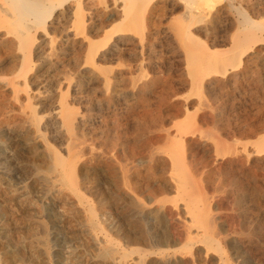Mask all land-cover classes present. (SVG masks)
Masks as SVG:
<instances>
[{
  "label": "rangeland",
  "instance_id": "374dc122",
  "mask_svg": "<svg viewBox=\"0 0 264 264\" xmlns=\"http://www.w3.org/2000/svg\"><path fill=\"white\" fill-rule=\"evenodd\" d=\"M90 1H92L89 3L91 8L95 9V0ZM261 2L264 0H235L236 5L241 4L243 7H247L249 3ZM70 3L68 5H71ZM204 3L203 0H198L199 6H197L206 8ZM106 6L105 12L108 16L113 10L111 0H106ZM61 11L63 7L58 10ZM171 11L168 7L165 11L159 12V15L155 11L150 19V27L146 30V37L140 43L134 41L120 53L110 54L107 58L97 60L98 64L95 67L84 64V45L78 47L73 56L69 53L57 54L58 47L62 43V32L58 31L61 26H69L70 18H60L58 21L53 19L54 23L49 20V36L43 31L36 33V44H38L27 73L32 107L35 108L44 125V128L40 129L43 135L40 139L35 138L33 133L26 132L27 124H20L23 112L28 109L20 107V103L2 82L1 75H5L3 73L6 72L5 68L16 67L15 61L19 53L0 48V264L119 262L124 241L121 236L123 227L121 202L117 195L122 191L123 165L127 163L128 167H132L131 171L139 168L141 170L139 179L155 184L163 176L161 171H166L170 165L165 153L157 154L158 148L166 147L179 152L177 138L174 136L175 124L186 121L191 123L189 130L193 133L188 132L183 135L192 144V150L189 153L185 152V161L190 160L191 164L195 163V167L200 169L218 168L220 157L215 152L219 148L218 139L228 138L226 142L233 145L239 144L235 142L249 141L253 149L255 141L263 135L264 71L260 68V63L264 51L248 62L249 74L254 71L253 76H248L250 81L224 86L215 84L208 94L201 95L202 99L196 98L197 95L190 92L189 75L184 62L177 54V49L175 50V43L168 38L169 28L178 14ZM235 13L233 9H227L221 14L215 27V30L227 41L229 35L236 30L237 14ZM261 15L264 17V12ZM211 16L210 14L204 18V25L208 24ZM254 18L261 19L257 16ZM93 19L96 21L97 17L94 16ZM99 37L101 35L96 39H100ZM199 37L209 43L204 33ZM78 40L80 41L81 37ZM51 45L54 48L50 57L52 63L44 65L42 59L49 56L47 54L51 51ZM74 61L80 65L74 66ZM256 78H262L259 84L253 82ZM144 81H149V86L142 93H138L135 85H140ZM60 95L65 96L66 103L74 110L77 118L81 119L79 126H82H77L75 129L73 147L76 153L75 174L78 182L76 187L78 192L83 193L80 195L73 193L69 186H64L55 180L53 173L47 170L49 163L45 161L49 151H56L67 157L66 144L70 140L69 135L65 131L56 133L54 127L45 124L53 106L58 105ZM183 114H186L184 116L186 118ZM188 115L190 118L187 117ZM138 127L147 129L142 131V134H138ZM9 129L16 130L19 135L23 132L27 133L26 138L22 136L18 138L19 146L16 150L12 144L13 140H10ZM228 129H230L229 133ZM160 130L162 133L159 132ZM124 137L135 147L131 159L126 156ZM108 139L114 144L113 147L112 143L109 145ZM110 147L113 148L114 156V161L111 159L112 164L109 161L112 151ZM256 157L255 154L251 156V161ZM155 158L157 160H154ZM35 162L39 163L38 167ZM249 168L256 170L254 179L264 192V166L257 168L251 162ZM238 169L243 167L238 166ZM229 181L230 177L227 174L209 180L206 178L198 180L202 188L210 189L208 194L212 196L209 199L210 213L217 218L223 217L218 223L227 230L229 241L224 257L226 258L230 252L234 256L230 264H264L261 261L255 262L249 251V246L254 243L264 254V233L255 230L258 220L264 215V194L261 203H258L254 211L247 212L237 202L238 195L235 194L237 190L234 185L230 184L226 187ZM223 185L224 188H219ZM111 194L114 203L109 202ZM90 210L96 214L97 219L99 218V226L96 229L89 227L87 222ZM115 214L118 218L114 216ZM148 220L145 218V221ZM145 227L147 229L146 225ZM109 241L118 247V251L104 257V250L109 246ZM190 262V264H217L218 261L215 256H205L203 253L200 257L196 254L191 255Z\"/></svg>",
  "mask_w": 264,
  "mask_h": 264
},
{
  "label": "bare ground",
  "instance_id": "6f19581e",
  "mask_svg": "<svg viewBox=\"0 0 264 264\" xmlns=\"http://www.w3.org/2000/svg\"><path fill=\"white\" fill-rule=\"evenodd\" d=\"M203 1L206 8L198 7V0H111L113 10L107 16L105 12L107 8L106 0H95V9L91 8L89 3H92V1L90 0H0V48L19 53V57L15 61L16 67H10L9 69L4 67L6 72H3L5 75H1V77H3V85L11 91L16 101L20 103V107L28 109V111L23 112L24 115L20 124H27L26 132L33 133L35 138H43L40 129L44 125L35 108L32 107V96L28 90L27 73L32 63V55L38 44H36V33L43 31L48 35V22L50 20L51 23H54L53 19H57L58 21L60 18H70V21H68L69 26H61V29L58 31L59 33L62 32V43L58 47L57 54L64 55L69 53L73 56L76 54L78 47L84 45L85 54L83 62L85 65L91 64L95 67L98 64L97 60L104 57L107 58L110 54L120 53L121 50L134 41L140 43L146 37V30L150 27L152 14L156 11L159 15V12L165 11L168 7L172 10L171 12L178 13L167 33L168 38L173 40L175 50L177 49V54L184 62L187 75H189V89L191 88L190 92L192 91L198 96L194 95L196 98H201V95L208 94L211 87L215 84L224 86L250 81L249 77L253 76L254 71L249 74L247 70L248 62L252 57L264 51V19H262L264 17L261 15L264 12V2L257 4L249 3L247 7H243L241 4L236 5L237 2L235 3V0ZM69 3L71 5H68ZM62 7L63 11L58 12ZM227 9H233L236 12L235 14H237L236 30L229 35L228 41L215 30L219 17ZM210 14L212 16L208 24L204 25V18ZM94 16L97 17L96 21L93 19ZM254 16L261 19H255ZM201 33L207 36L209 43L201 40L199 37ZM98 35H101L100 39H96ZM79 37H81L80 41L78 40ZM52 38L51 40H53ZM53 49L51 45V51L47 54L49 56L42 59V64L50 65L52 63V58L50 57ZM75 60L78 59L75 58ZM73 63L76 67L80 65L77 61ZM260 65L261 67H259L264 71V53L262 54ZM261 79L256 78L253 82L259 84ZM149 83V81H144L140 85H135L137 92L142 93L149 86ZM58 99V105L53 106L52 112L46 118L45 124L46 126L50 125L52 128L54 127L56 133L60 134V132L65 131L69 135L70 140L66 144L68 145L66 149L67 157L62 156L56 151H49L45 160L49 163L47 170L53 173L54 178H56L55 180L64 186H69L73 193H79L80 195L82 192H78L76 187L78 183L76 182L75 174L76 153L74 152L75 150L73 151V147L76 137L75 129L79 126L81 119L77 118L74 110L66 103L64 95H60ZM185 115L183 114V117ZM187 117L190 118L189 115ZM182 120L184 119L182 118ZM175 126L174 136L177 138L176 144L179 145V152L171 150V148L167 149L166 147L158 148L157 154L165 153L167 161H170V165L169 169L164 172L161 171L163 176L155 184L153 183L152 185L147 181H141L138 177L141 172L139 168L131 171L130 168L132 167H128L127 163L125 166L123 165L121 178L122 191L120 195L115 194L121 202L123 217L121 236L124 241V247L121 249V260L119 259V262L113 261L112 264H190L191 255L196 254L200 257L203 253L205 256H215L216 261H218L217 264H230L234 256L228 252L226 258L224 257L226 247L229 245L227 230L218 223L223 217L217 218L210 213L209 199L212 196H210L211 194L208 196L210 189L202 188L199 184L198 180L201 178L209 180L213 177L227 174L230 177V183H227L226 187L230 186V184L234 185L237 190L235 194L238 195L237 202L241 207H244L245 211L252 212L258 203H261L260 200L263 198L264 192L254 179L256 178V170L253 168L251 170L249 167L251 162L257 168L264 166V133L255 141L253 149L249 141L235 142L239 144L233 145V143L226 142L228 138L226 140L218 139L219 148L218 151L215 150L216 154L220 157L218 168L200 169L195 167V163L191 164L190 160L185 161L184 157L185 152L189 153L192 150L191 142L186 140V136H183L188 132L193 133L190 131L191 123L186 121L175 124ZM227 126L229 125L227 124ZM145 127H138L137 133L142 134V131H146L147 128ZM166 130L169 131L168 129ZM26 132L19 135L16 130H8L15 150L19 146L18 138H21V136L22 138H26ZM111 132L113 133V130ZM227 132L229 133L230 129ZM92 137L94 138V136ZM111 143L112 141L109 140V145ZM124 143L126 156L131 159V156L134 155L135 147H133V143L130 140L126 139ZM113 146L114 144L112 143ZM112 147H110L112 151H110L109 158L111 164L112 160L114 161ZM254 154L257 157L251 161L250 158ZM154 160H157V158ZM38 164H35L36 167H38ZM238 166H242L243 169H238ZM135 176L136 179L134 180ZM219 188H224V185ZM231 193L234 192L231 191ZM109 199L110 203L114 201L112 194L109 195ZM89 213L90 216L87 221L89 227L96 229L99 226V218H96V214L93 211L90 210ZM145 218L149 220L145 221ZM255 230L264 233V215L258 220ZM103 233L105 234V230ZM109 242V246L104 250V257L118 251V247L113 242ZM249 251L255 262H264V254L254 243L249 246Z\"/></svg>",
  "mask_w": 264,
  "mask_h": 264
}]
</instances>
